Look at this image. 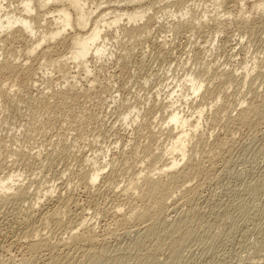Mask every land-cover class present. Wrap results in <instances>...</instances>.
<instances>
[{"label": "rangeland", "instance_id": "1", "mask_svg": "<svg viewBox=\"0 0 264 264\" xmlns=\"http://www.w3.org/2000/svg\"><path fill=\"white\" fill-rule=\"evenodd\" d=\"M129 1L83 0L91 8L100 5L95 14L91 15L93 19L102 12L114 9L116 13L135 9L136 12L144 11L148 17L140 22L137 18L135 24L133 18L128 26L148 21L146 24L149 27L146 37L143 33L134 38L120 30L108 29V34L105 32L108 35L105 40L106 51L97 57L89 53L85 69L75 67L69 61L68 73H64L47 62L50 58L64 60L70 56L68 38L65 42L60 37L49 41V49L47 44H43L28 56L29 43L25 40H13L11 37L0 43V63L5 60L19 64L15 73L9 71L0 75V82L6 83V88L13 95L7 101L0 100V180L10 178L13 187L22 184L28 190L26 197L9 195L4 201L0 199V264H46L45 256L48 255L49 248L37 254L28 251L30 242L36 239L34 231L30 230L39 227V234L49 239L52 247L62 237L68 236L71 224L75 225L81 217L85 218L88 225L94 226L101 241L99 244L96 240L94 248L105 246L103 254L123 255L122 258L118 256V264H124L126 259L127 264H147L137 260L134 254L142 253L143 246L149 248L160 235L155 236L156 239L154 236L142 239L141 227L148 221L144 222L146 224L140 223L138 217L136 219L138 212L135 208L139 211V207L148 206L149 203H139L140 190H129L125 185L135 173L150 170V162L145 159V147L150 146L148 148L152 152H160V148L168 146L171 138L166 133L170 124L166 128L165 122L172 101L174 107L182 111L193 125L197 123L199 108L204 112L198 121L203 133L201 137H204L201 138V143H196L198 146L192 147V143L185 152V160L193 158V161H200L203 172L195 176L187 172L185 166L182 167L186 161L181 162L176 171L181 173L184 170V183L181 181L183 185L180 188L182 193L179 195L176 192V196L168 200H177V204L166 219L175 220L181 217V213H185L187 218L184 219L189 222L186 226L196 232L182 245L180 260L175 264H263L264 251L258 248V241H264V108L258 114L253 113L254 116L250 113V117L243 121L244 124L241 119L243 125H240L237 113L241 107L247 108L253 102V105H257L262 101L264 75H260L264 74V6H257L259 0H244L245 3L243 0ZM3 3L11 10L14 7L17 10L19 6L17 0H6ZM183 10H187L189 17L194 15L200 18L206 12L207 19L214 18L208 19L209 21L203 18L202 26L193 21L191 24L194 28L188 23L178 28L179 31L170 28L171 23L184 20L179 15ZM45 11L39 10V19L51 18ZM214 19L220 21L218 33L215 32L217 21ZM127 22V18L123 16L120 24L127 26ZM69 33L72 31L69 30ZM43 48L47 50L45 58L41 53ZM20 65H24L23 69ZM247 71H252V77L243 80ZM227 72L234 73L236 79L227 82L222 78ZM216 73H222L220 76H223L218 78ZM189 74L202 75L204 79L205 88L196 96L191 95L188 83L184 80ZM210 74L213 78L216 77L213 79ZM210 79L212 82H209ZM177 84L183 85L181 91L179 87V93L169 97V93L177 89ZM250 87L255 88L254 94ZM258 90L261 92L260 98L257 97ZM43 94L44 100L41 98ZM186 94L189 95L187 101L183 99ZM218 97L220 98L217 99ZM168 98H171V102ZM252 98L255 101L257 99V102L252 101ZM216 103L221 106L217 107ZM223 103L229 107L228 111L223 110L226 107L222 108ZM167 105L170 106L166 107ZM215 106L221 111L216 113ZM127 114L129 116L125 119ZM64 143L69 149H65ZM133 149L138 150L137 154ZM172 155L181 160L179 152ZM172 155L164 154L163 159L170 162ZM92 156H96L97 161L102 163L103 172L94 186L90 187L86 185L83 175L89 171L85 159ZM110 172L114 177L110 176ZM187 186L196 188V193L190 192ZM124 189H128V192ZM47 190L50 191V197ZM11 191L18 190L13 189L8 193ZM192 194L194 195L191 197ZM182 195L192 198L191 201L197 204H184V199L180 198ZM194 204L197 206L193 207ZM30 205L38 208H34L35 211L26 220ZM53 208L61 212L60 218L64 226L54 221L55 219L48 221L50 225L41 221L38 211ZM190 209L193 212H189ZM24 220L29 223L38 221L35 222L36 225L31 222L30 228V224ZM38 223H44L42 228ZM206 224H209L208 227ZM140 241L142 242L137 247L133 246ZM146 242L147 245H144ZM54 246L52 249H55ZM161 251L157 253L155 264H170L167 247L161 246ZM69 252L74 255L71 262L63 260L59 264H96L80 254L84 253L82 250L76 251L77 253L73 250ZM97 264L112 263L103 257L102 262Z\"/></svg>", "mask_w": 264, "mask_h": 264}, {"label": "bare ground", "instance_id": "2", "mask_svg": "<svg viewBox=\"0 0 264 264\" xmlns=\"http://www.w3.org/2000/svg\"><path fill=\"white\" fill-rule=\"evenodd\" d=\"M6 0H0V43H4L8 38L10 40V38L12 37L13 38H20L23 42L24 40L26 42L29 43L28 45V49H27V56L28 54H32V53H35L36 49L38 47H40L41 45L43 44H47V48L49 44V41H53L55 39H57L58 37L61 38V40L65 42V40H67L68 38V42H69V45L70 46L69 48V53H70V56L65 58L64 60H59L56 58V60L50 58L49 60H47V62L50 63V66H54L55 69L59 70L60 72H67L68 70V62L69 61H72V63L75 65V67H84L87 68V60H86V57L89 53H93L96 57L99 56V55H103L104 52L106 51V43H105V40H106V33L109 31L108 29L112 28L114 29L115 31H118L120 30L121 32H123L124 34H126L127 36H131L132 38L134 37H138L140 35H143L144 36L146 35V32H147V22L146 21L145 23L141 24V25H136V26H128L129 22H131V20H133V18H135V20H133V24H135V22H137V18H139V22L140 20H143V18L147 19V15L144 11H141V12H136L135 9L133 11H128V9L126 10H123L122 13H116L114 10H111V11H108V12H102L101 15H98V17L96 16L94 19L92 18V14H95V10H97L99 8L98 5H96L94 8H91L90 6H88V3L87 2H83V0H17V2L19 3V6L17 7V10L14 9L11 10L9 9V7H6L4 6V3ZM135 1H138V0H130L129 2H135ZM223 1V0H222ZM220 1V2H222ZM236 2V1H235ZM239 2V1H238ZM244 2V0H243ZM258 4L257 6L261 7V6H264V0H259L257 1ZM156 3V2H155ZM158 3V2H157ZM237 3V2H236ZM245 3V2H244ZM152 4V3H151ZM11 7V6H10ZM51 7V9H50ZM153 7V4L152 6ZM236 7V6H235ZM40 9H45L47 13H49V15H51V18L49 17V19L47 18H41L40 19L38 18V15L39 14V10ZM151 8H149L150 10ZM100 10V9H99ZM139 10H141V8H139ZM105 11V10H104ZM56 13V14H54ZM44 14V13H43ZM187 10H183V13L182 11L179 12V15L181 17V19L183 21H180V20H177L175 23H171V27L170 28H173V29H178L180 27H184L186 26V24H190L193 26V24L191 23H198V24H201L202 21L204 20H208L210 18L207 19V13L205 12V15H202L200 18H196V16L194 17L193 16H187ZM44 16V15H42ZM123 16H125L127 18V26L126 24H120V22L122 21V18ZM215 16V15H214ZM151 17V16H150ZM204 18V20H202ZM214 18V17H213ZM211 18V19H213ZM217 18V17H215ZM210 19V20H211ZM216 20V19H214ZM221 20V19H220ZM225 20V19H224ZM194 21V22H193ZM209 21V20H208ZM207 21V22H208ZM216 24L215 26L217 27L215 29V32H219L220 31V28H219V22L218 20H216ZM212 22V21H211ZM209 22V23H211ZM227 22V21H226ZM205 23V22H203ZM207 23V24H209ZM213 23H215V21H213ZM198 24H195V26H198ZM206 24V23H205ZM222 24V22H221ZM225 24V23H224ZM223 24V25H224ZM211 25V24H210ZM200 26V25H199ZM198 26V27H199ZM202 26V24H201ZM200 26V27H201ZM214 26V27H215ZM199 27V28H200ZM204 27H207V26H204ZM209 27V26H208ZM213 27V28H214ZM222 27V26H221ZM245 27V26H243ZM149 28V27H148ZM194 28V26H193ZM210 28V27H209ZM246 29V28H245ZM69 30L72 31V33H69ZM108 30V31H107ZM111 30V29H110ZM214 30V29H213ZM112 31V30H111ZM174 31V30H173ZM177 31V30H175ZM179 31V29H178ZM106 32V33H105ZM108 34V33H107ZM111 34V33H110ZM113 36V35H112ZM130 37V38H131ZM146 37V36H145ZM144 37V38H145ZM138 39V38H137ZM15 40V39H13ZM70 40V41H69ZM129 40V39H128ZM11 42V41H10ZM11 44V43H10ZM63 44V43H62ZM65 44V43H64ZM126 45V44H125ZM165 45V43H164ZM124 46V45H123ZM160 46V45H159ZM27 48V47H26ZM50 48V47H49ZM48 48V49H49ZM163 48V47H162ZM44 49V48H43ZM124 50V49H122ZM128 50V49H127ZM26 51V50H25ZM46 49H44L41 53L43 54V57H44V54H46L47 52ZM49 51V50H48ZM126 51V50H125ZM122 52V51H121ZM49 53V52H48ZM199 53V52H198ZM205 53V52H204ZM89 56V55H88ZM93 56V55H92ZM59 57V56H58ZM94 57V56H93ZM128 57V56H127ZM8 58V57H7ZM6 58V59H7ZM45 58V57H44ZM60 58V57H59ZM43 59V58H42ZM61 59V58H60ZM96 59V58H95ZM125 59V58H123ZM207 59V58H206ZM4 60V59H3ZM8 60V59H7ZM44 60V59H43ZM46 61V60H45ZM12 62V61H11ZM11 62H8V61H2L0 63V75L3 74L4 72H9V73H15V71L17 70V67L18 65L15 64H12ZM15 65V66H14ZM49 65V64H48ZM211 65V64H210ZM23 66L20 67L23 69ZM209 67V65H207ZM212 66V65H211ZM198 67V66H197ZM201 67V66H200ZM80 68V69H81ZM21 69V70H22ZM77 69V68H76ZM202 69V68H201ZM209 69V68H208ZM26 70V68H25ZM213 70V69H212ZM27 71V70H26ZM207 71V70H206ZM210 71V70H208ZM233 71V70H232ZM32 72V71H31ZM17 73V72H16ZM68 73V72H67ZM207 73V72H206ZM250 73H252V71L250 72H246V76L245 78H242L243 80H246L249 78ZM259 73V72H258ZM262 73V72H261ZM31 74V73H30ZM200 74V73H199ZM209 74V73H208ZM212 74V73H211ZM210 74V75H211ZM217 74V73H216ZM215 74V75H216ZM220 74L222 73H219V75L217 74V77H222L220 76ZM6 75V74H5ZM12 75V74H11ZM214 75V74H213ZM214 75V76H215ZM260 75V73H259ZM264 74H261L260 76H263ZM10 76V75H9ZM30 76V75H29ZM202 75H198V74H194V75H186V77H184L185 79V82L188 83V86L190 88V91H191V95H195L196 94L198 95L199 92H201V90L203 88H205L204 86V79L201 77ZM1 77V76H0ZM199 77V78H198ZM208 77V76H207ZM212 77V75H211ZM216 77V76H215ZM214 77V78H215ZM252 77V76H251ZM213 78V77H212ZM213 78V79H214ZM224 78L227 82H231L233 81V79L235 80L236 77H235V74L234 73H225L224 76L222 77ZM221 78V79H222ZM207 79V78H205ZM223 79V81H224ZM241 79V80H242ZM264 79V78H263ZM262 79V80H263ZM211 80V79H210ZM209 82H212V80ZM250 80V79H249ZM253 80V78L251 79ZM248 81V80H247ZM246 82V81H244ZM263 82V81H262ZM223 83V82H222ZM257 83V82H255ZM6 83H3V82H0V100H8L10 99V97H12L13 95H11L10 93V90L8 88H6L5 86ZM210 84V83H209ZM229 84V83H227ZM264 84V83H263ZM7 85V84H6ZM254 85V84H253ZM74 86V85H73ZM226 86V85H224ZM69 87V86H68ZM180 87V91L183 87L182 84H177V89L175 88L174 90H172L171 93H169V97L172 96L173 97V94H177V92L179 91L178 88ZM258 86H255V88H257ZM72 88V87H71ZM251 88V91L252 93L255 91L253 89V87H250ZM207 92V91H206ZM263 92V91H262ZM15 93V92H14ZM179 93V92H178ZM183 93V92H182ZM253 93V94H254ZM258 93V96L257 97H261L259 90L257 91ZM256 93V94H257ZM55 94V93H54ZM205 94V93H204ZM251 94V93H250ZM44 95L43 94V97H41L42 99L44 98ZM48 95V94H47ZM252 95V94H251ZM61 96V95H60ZM65 96V95H64ZM188 94H186L185 96H183V99L185 101H187L188 99ZM218 96V95H217ZM216 96V97H217ZM57 97H58V92H57ZM252 97H255V96H252ZM259 97V98H260ZM31 98V97H30ZM64 98V97H63ZM182 98V97H181ZM220 97H218L217 99H219ZM258 98V99H259ZM39 99V98H38ZM58 99V98H57ZM62 99V97H61ZM170 99V102H171V98H168ZM167 99V100H168ZM174 99V98H173ZM255 99V98H254ZM253 98L251 99L252 101L254 100ZM44 100V99H43ZM43 100L41 102H43ZM261 100V99H260ZM11 101V100H10ZM67 101V100H66ZM161 101V100H160ZM255 101V100H254ZM5 102V101H4ZM45 102V101H44ZM165 102V101H164ZM177 102V101H176ZM216 102V100H215ZM223 102V101H222ZM228 102V101H227ZM243 102V101H242ZM257 102V99L256 101ZM6 103V102H5ZM8 103V102H7ZM162 103V101H161ZM167 103V102H166ZM178 103V102H177ZM251 102H249V105ZM254 103V102H253ZM252 105L251 106H248L247 108H239V111H238V118H240V125H243V121H246L249 116V114L251 113V115L254 116L253 113H256L258 114L259 112H261L264 108V92H263V97H262V101L260 103V105H258V103H256L257 105ZM154 104V103H153ZM158 104V103H157ZM171 106V110H169L166 114V122H165V127L167 128V126L170 124V126H168V129H167V135L170 136L169 139L170 142L167 145H165V147L163 149H159L160 152L156 153V152H152V149H149L148 147H145V152H146V160H148L150 163L148 169L150 170H147V172L143 173L141 172H138V173H135L131 178H129L127 180V183H126V187L130 190H135V189H139L138 191L140 192L138 195L141 199L140 202H143V201H147V203H149L148 206H145L143 205V207H139V209L141 210L142 208H144L143 210H141V212L139 213L138 209L135 208V210H137L138 212V216H136V219L138 217V221L140 223H144L145 221H148V223H144L146 225H144V227H141L142 228V233L143 235L142 236V239L143 237H155V236H159V239L157 240L156 237V241L155 243L152 245H150V247H146L143 246V248L141 249L142 253L139 252V253H135L134 256L137 257L136 259L137 260H140V261H145V263L147 264H155L156 263V257H157V253L158 252H162L161 251V246H165L167 247L168 251H169V254H168V258H169V262L170 264H175L177 263L179 260H180V249L182 247V245L184 243H186V241H188L187 239H189L190 237L193 236L194 232L191 228H189V226H186L187 224H189V222L187 223V219H184V218H187L185 216V213L182 214L184 216H182L181 214L179 216V218L175 219V220H169V218L166 219V217L168 216V214L173 211L175 208H176V202L177 200H173V201H170L168 202L169 198H172L175 195L176 192H179V195L182 193V191L180 190L181 186L183 185L184 181H183V177H184V170L181 171V173H179V170L176 171V168L178 166H180L181 162H183L185 160V152H186V149L187 147H189V145L191 146L192 143H194V146H198V144L196 145V143L200 142L201 138V135H203V133H201L200 131V123L198 122L199 119L202 117V114L204 113L203 112V109L202 108H199V110L197 111V123L195 125L191 124L190 121H189V118L187 116H185L183 113H181L182 111L178 110L176 107H174V103L173 101L170 103ZM215 104V103H214ZM217 104V103H216ZM224 104V103H223ZM222 104V105H223ZM248 104V102H247ZM255 104V103H254ZM40 104H38L39 106ZM227 104H224L222 108H224V106H226ZM229 105V103H228ZM47 106V105H46ZM50 106V105H49ZM168 105L166 107H169ZM221 106V104H217V107ZM231 106V105H229ZM246 106V105H245ZM157 107V106H156ZM215 106V108L217 110H215V112L217 113L219 108H217ZM227 107V109H226ZM225 109L223 110H226L228 111L229 107L226 106ZM41 108V107H40ZM46 108V107H45ZM44 109V108H43ZM161 109H162V106H161ZM235 109V108H233ZM45 111V110H44ZM221 111V109L219 110ZM236 111V110H235ZM224 112V111H223ZM231 112V111H230ZM216 113H214V115H216ZM225 113V112H224ZM212 114V112H211ZM226 114V113H225ZM213 115V116H214ZM220 115V114H219ZM224 115V114H222ZM127 116H129V114H127L124 118L126 119ZM227 116H230V115H227ZM250 117V116H249ZM212 118V116H211ZM216 118H217V115H216ZM215 118V119H216ZM223 118V117H222ZM252 118V117H251ZM250 118V120H251ZM225 119V118H224ZM228 119V118H226ZM231 119V118H230ZM241 119H242V123L241 124ZM159 120V119H158ZM214 120V119H212ZM248 119V121H250ZM214 122V121H213ZM214 124V123H213ZM210 125V124H209ZM164 127V128H165ZM223 128V127H222ZM148 129V128H147ZM153 129V128H152ZM213 129V128H212ZM166 131V130H165ZM150 133V132H149ZM153 136V135H152ZM161 136V135H160ZM157 138V137H156ZM226 138V137H225ZM204 140V139H203ZM224 140V139H223ZM226 141V140H225ZM74 143V142H73ZM201 143V142H200ZM220 143V142H219ZM167 144V143H166ZM205 144V143H204ZM207 144V143H206ZM65 145V143L63 144V146ZM150 145V143H149ZM223 145V144H221ZM225 145V144H224ZM223 145V146H224ZM74 146V145H73ZM144 146H147V145H144ZM143 146V147H144ZM229 146V145H228ZM65 147V146H64ZM72 147V146H70ZM154 147V146H153ZM163 147V146H162ZM68 148L67 146L65 147V149ZM64 149V150H65ZM69 149V148H68ZM157 149V148H156ZM74 150V149H73ZM141 150V149H140ZM144 150V149H143ZM158 150V149H157ZM133 151L136 153V151L138 150H134ZM206 151V150H204ZM68 152V150H67ZM144 152V151H143ZM175 152H179L180 153V156H181V160L179 158H176V157H173L172 154H174ZM217 152V151H216ZM70 153V152H69ZM75 153V152H74ZM126 153V152H125ZM133 153V155L135 154ZM171 154L172 157H171V161L170 162H166L164 159H163V156L164 154ZM208 152H206L207 154ZM137 154V153H136ZM130 155H131V152H130ZM143 155V154H142ZM144 155V157H145ZM139 156V155H137ZM204 156V155H202ZM213 156V155H211ZM217 157V156H216ZM136 158V157H135ZM165 158V157H164ZM192 158V157H191ZM84 159V158H83ZM127 159V158H126ZM134 159V157H133ZM137 159V158H136ZM144 159V158H143ZM193 159V158H192ZM192 159H189V160H185L186 162L183 163V166L184 168H187L186 171L187 172H191L193 173V175L195 176H198V173H201V169H203V167L201 166V162L200 161H193ZM212 159V158H211ZM214 159V158H213ZM131 160V159H130ZM170 160V158H169ZM210 160V159H209ZM124 161V160H123ZM135 161V160H134ZM165 161V162H164ZM203 161V160H201ZM207 161V160H206ZM213 161V160H212ZM143 162V161H142ZM145 162V161H144ZM208 162V161H207ZM112 163V162H111ZM209 163V162H208ZM207 163V165L210 167V165ZM211 163V161H210ZM214 163V161H213ZM211 163V164H213ZM158 164V165H157ZM203 165L205 164L204 161L202 163ZM85 165L88 166V169L89 171L88 172H85V175H83L85 178H84V181L86 183L87 186H94L95 182L98 180L99 176H100V173L103 172L102 168H101V165L102 163H100L99 161H97V157L96 156H92V157H87L85 159ZM86 166V167H87ZM147 166V165H146ZM206 166V165H205ZM214 167V165H211ZM145 167V166H144ZM207 167V168H209ZM85 168V167H84ZM147 168V167H146ZM183 168V169H184ZM206 169V167H204ZM212 168V167H211ZM210 168V170H212ZM158 170V171H157ZM210 173V170L207 169ZM146 171V170H145ZM185 171V172H186ZM213 171V170H212ZM203 172V171H202ZM206 173V171H204ZM214 172V171H213ZM212 172V173H213ZM112 172H110V176L113 174H111ZM183 173V174H182ZM84 174V172H83ZM187 174V173H186ZM185 174V175H186ZM204 174V173H203ZM208 174V172H207ZM192 175V174H191ZM192 175V176H193ZM210 175V174H209ZM208 175V176H209ZM213 175V174H211ZM82 176V177H83ZM107 176V175H106ZM109 176V174H108ZM107 176V177H108ZM128 176H131V175H128ZM188 176V175H187ZM186 176V177H187ZM200 176V174H199ZM112 177H114V175H112ZM109 178V177H108ZM10 179V178H9ZM9 179L7 180H0V186H1V191H0V199L1 200H6L7 197L9 195H13L15 197H26L27 196V193H28V190L27 188H24L23 185H17L15 187H13V183L11 182V180L9 181ZM83 179V178H82ZM111 179V178H110ZM113 179V178H112ZM111 179V180H112ZM187 179V178H186ZM108 180V179H107ZM110 180V181H111ZM185 180V179H184ZM117 181V180H116ZM181 181H183V183H181ZM186 183V181H185ZM257 183V182H256ZM118 184V183H117ZM181 184V185H180ZM259 184V183H258ZM114 185V184H113ZM124 186V184H122ZM254 185V183H253ZM85 186V184H84ZM118 186V185H117ZM121 186V184H120ZM124 186V187H125ZM189 186V185H188ZM189 188L188 190H191L190 192H193L194 194L196 193V188H192L191 186L188 187ZM195 186V185H194ZM197 186V185H196ZM195 186V187H196ZM200 186V185H199ZM86 187V186H85ZM89 187V188H90ZM123 187V188H124ZM198 187V186H197ZM257 187V186H256ZM254 186V188H256ZM186 188V189H187ZM191 188V189H190ZM253 188V187H252ZM259 188V187H258ZM13 189H17L18 191L17 192H13L11 191L10 193H8V191L10 190H13ZM127 189V190H128ZM117 190V189H115ZM125 190V189H124ZM125 190V191H127ZM185 190V189H183ZM257 190V189H256ZM121 191V189H120ZM124 192V191H123ZM128 192V191H127ZM133 192V191H132ZM131 192V193H132ZM253 192V191H252ZM47 195H49L50 197V191L47 190ZM122 193V191H121ZM128 195V193H126ZM135 194V192H134ZM132 194V195H134ZM136 194V195H137ZM192 194L191 197L194 195ZM45 195V194H44ZM46 195V196H47ZM125 195V194H123ZM45 197V196H44ZM126 197V196H125ZM135 197V196H133ZM137 198V197H136ZM179 198V197H178ZM181 199L183 198L184 199V204L187 203L188 205L190 204V202L192 203H195L194 201H191L193 200L192 198H186L185 196H181L180 197ZM130 199V198H128ZM175 199V198H174ZM182 199V200H183ZM181 200V202H182ZM130 201V200H129ZM128 201V202H129ZM180 200H178L179 202ZM144 202V203H145ZM34 204V203H33ZM36 204H38V201L36 202ZM182 204V203H181ZM183 204V205H184ZM197 204V203H195ZM197 206V205H195ZM147 205V204H146ZM31 206V205H30ZM34 206V205H33ZM31 206L29 209L28 208V217L26 216L25 218H27L26 220H28V218L31 217V214L35 211V209H37L38 207L36 206ZM138 206H141V205H137ZM178 206V205H177ZM132 207V206H131ZM130 207V208H131ZM190 207H192L190 205ZM192 207V208H193ZM35 208V209H34ZM59 208V207H57ZM133 208V207H132ZM60 211L62 212L61 208H59ZM64 209V208H63ZM96 209V208H95ZM185 209H188L187 207H185ZM132 211L134 209H131ZM189 210V209H188ZM191 211L189 212H193L192 209H190ZM26 211V212H27ZM58 209L56 208H53V209H50V210H45V211H38L39 213V216H41V221H43L44 223H49L50 225V222L48 221H51V220H54V221H57V222H60L61 224H63L64 222L61 221V218H60V215H61V212H60ZM116 211V210H115ZM214 211V210H213ZM25 212V213H26ZM64 212V210H63ZM135 212V211H134ZM68 214V212H66ZM133 213V212H132ZM136 213V212H135ZM35 214V213H34ZM79 214V213H78ZM125 214V213H124ZM131 214V213H130ZM64 215V213L62 214ZM66 215V214H65ZM35 216V215H34ZM38 216V215H37ZM188 216V214H187ZM62 217V216H61ZM64 217V216H63ZM134 217V215H133ZM34 218V217H33ZM31 218V219H33ZM36 218V217H35ZM66 218V217H65ZM63 218V219H65ZM38 219V218H36ZM62 219V220H63ZM68 219V218H67ZM66 219V220H67ZM189 221L191 220V218H188ZM26 220L25 223L27 222ZM35 220V219H34ZM71 220V219H70ZM70 220H69V223H70ZM77 220V219H76ZM128 220V219H127ZM38 221V220H36ZM35 221V222H36ZM40 221V222H41ZM88 221V220H87ZM131 221V220H130ZM31 222H34V221H31ZM31 222L29 223V221L27 222V224L29 223L30 224V228L32 227L31 226ZM34 222V224H35ZM39 222V223H40ZM55 223V224H58V223ZM77 222V221H76ZM75 222V223H76ZM24 223V224H25ZM38 223V224H39ZM42 223V224H44ZM52 223V222H51ZM74 223V222H73ZM41 224V225H42ZM71 224V223H70ZM135 224V223H134ZM191 224V223H190ZM33 225V224H32ZM36 225V224H35ZM35 225H33L35 227ZM40 225V224H39ZM40 225V227H41ZM69 225V224H68ZM209 224H206V226L208 227ZM43 226V225H42ZM60 226V225H59ZM64 226V224H63ZM29 227V225H28ZM57 227V226H56ZM94 227V226H93ZM92 227V225H88V223L86 222L85 218L84 217H81V219L75 224L72 226H70V231L67 232L68 233V236L66 237H62V239L59 241H57L58 243L53 244L54 248L55 249H52V247L49 245L50 241H48L49 239H45L43 238L40 234V228L38 227V229L36 228H32L30 231H34V236L36 237L35 240H33L32 242H30V245H29V248H28V251H31L32 253L34 254H37L38 252L42 251L43 249H47L49 248V253H47L48 255L45 256L46 257V260L45 262H47L46 264H59L61 261H69L71 262V257L73 255V252L72 254L69 252V250H73V251H78V250H82V252L84 253H80V254H84L90 261H92L93 263H100L102 262L103 260V257L106 261L110 262V263H117L118 259L120 257H118L119 255L121 256V254H108V255H105L103 254V251H104V247L102 246H99L97 248H94V244L97 241H99V237L97 236L98 234H96L94 228ZM42 228V227H41ZM46 228V227H45ZM140 228V229H141ZM27 229V228H26ZM69 229V228H67ZM66 229V231H67ZM139 229V230H140ZM133 230V229H131ZM136 231V230H135ZM141 231V230H140ZM62 232V231H61ZM137 232V231H136ZM203 232V231H202ZM208 232V230H207ZM32 233V232H30ZM32 233V234H33ZM40 233V234H39ZM142 233H139V234H142ZM259 233V232H258ZM32 234H29V235H32ZM25 235V234H24ZM27 235V234H26ZM40 235V236H39ZM28 236V235H27ZM25 236V237H27ZM138 236V235H137ZM24 237V238H25ZM30 237V236H28ZM60 237V236H59ZM218 237V236H217ZM61 238V237H60ZM59 238V239H60ZM31 239V238H30ZM53 239V238H51ZM154 239V238H153ZM191 239V238H190ZM143 241V240H142ZM142 241L140 242H137L135 245H133L134 247H137ZM154 241V240H153ZM101 241H99V244H100ZM145 242V241H144ZM97 243V242H96ZM151 242H149L150 244ZM143 244V243H142ZM148 244V245H149ZM144 245H147V242L146 244ZM61 247L60 249H58L59 247ZM58 247V248H56ZM51 248V249H50ZM258 248L260 249H263L264 251V241L263 240H259L258 241ZM60 250V251H59ZM137 251H140V249H136ZM119 251V250H118ZM57 252V253H56ZM74 252V254H76ZM81 252V251H80ZM255 252V251H254ZM119 253H121L119 251ZM258 253V252H257ZM264 253V252H263ZM45 254V253H44ZM40 255V253H39ZM125 255V254H124ZM127 255H130L127 253ZM259 255L260 252H259ZM74 256V255H73ZM263 256V255H262ZM85 257V258H86ZM123 257V255L121 256V258ZM74 258V257H73ZM125 258V256H124ZM261 258V256H260ZM264 258V256H263ZM126 259V258H125ZM254 259V257H253ZM120 260V259H119ZM124 260V259H122ZM127 260V259H126ZM124 261L125 263L124 264H127L126 262L127 261ZM253 261V260H252ZM67 263V264H70V263ZM119 263V262H118ZM117 263V264H118ZM121 263V261H120ZM123 263V261H122ZM252 263V262H251ZM250 263V264H251ZM256 264V263H255ZM258 264V263H257ZM264 264V263H263Z\"/></svg>", "mask_w": 264, "mask_h": 264}]
</instances>
